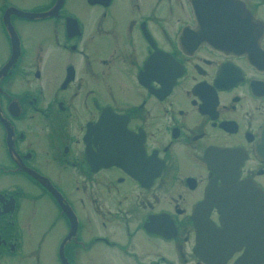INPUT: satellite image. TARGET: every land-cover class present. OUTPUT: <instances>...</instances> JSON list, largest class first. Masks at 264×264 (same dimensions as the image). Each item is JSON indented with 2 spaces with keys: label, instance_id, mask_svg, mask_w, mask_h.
Wrapping results in <instances>:
<instances>
[{
  "label": "flooded vegetation",
  "instance_id": "obj_1",
  "mask_svg": "<svg viewBox=\"0 0 264 264\" xmlns=\"http://www.w3.org/2000/svg\"><path fill=\"white\" fill-rule=\"evenodd\" d=\"M0 264H264V0H0Z\"/></svg>",
  "mask_w": 264,
  "mask_h": 264
},
{
  "label": "rangeland",
  "instance_id": "obj_2",
  "mask_svg": "<svg viewBox=\"0 0 264 264\" xmlns=\"http://www.w3.org/2000/svg\"><path fill=\"white\" fill-rule=\"evenodd\" d=\"M33 23H23L21 25H19V31H22V35L25 37L26 41L28 43H30V38L33 35ZM37 27V26H35ZM22 186H25L22 183ZM33 191V189H31ZM29 193H26V195L24 197L21 198L20 202V209L18 212V217L20 220L25 221L26 223H28L29 229L26 232V235H31V237H33V218L34 220H39V218H45L44 215V209L43 211L42 209H38L36 211V215L35 217H33V207L35 210V207H37L36 205L33 206V198H31ZM34 231H36V227H34Z\"/></svg>",
  "mask_w": 264,
  "mask_h": 264
},
{
  "label": "water",
  "instance_id": "obj_3",
  "mask_svg": "<svg viewBox=\"0 0 264 264\" xmlns=\"http://www.w3.org/2000/svg\"><path fill=\"white\" fill-rule=\"evenodd\" d=\"M21 14L24 15V16H27L29 18H32L34 16V14H27V13H21Z\"/></svg>",
  "mask_w": 264,
  "mask_h": 264
}]
</instances>
